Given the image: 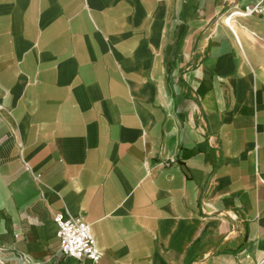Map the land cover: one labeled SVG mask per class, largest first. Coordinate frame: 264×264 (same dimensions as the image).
I'll list each match as a JSON object with an SVG mask.
<instances>
[{
  "label": "crops",
  "instance_id": "0c3cea01",
  "mask_svg": "<svg viewBox=\"0 0 264 264\" xmlns=\"http://www.w3.org/2000/svg\"><path fill=\"white\" fill-rule=\"evenodd\" d=\"M260 1L0 0V264H264Z\"/></svg>",
  "mask_w": 264,
  "mask_h": 264
},
{
  "label": "built area",
  "instance_id": "2783aa9c",
  "mask_svg": "<svg viewBox=\"0 0 264 264\" xmlns=\"http://www.w3.org/2000/svg\"><path fill=\"white\" fill-rule=\"evenodd\" d=\"M260 15L264 17V0L244 7L235 6L224 16V21L232 23L235 18ZM55 222L58 225V235L61 239V249L65 256L75 258H90L99 262L103 251L98 247L92 226L82 216H65L57 214Z\"/></svg>",
  "mask_w": 264,
  "mask_h": 264
}]
</instances>
